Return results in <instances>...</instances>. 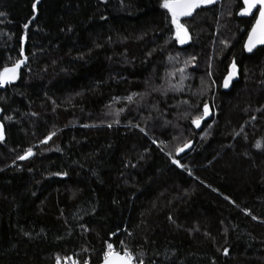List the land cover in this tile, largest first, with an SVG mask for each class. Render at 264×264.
Returning <instances> with one entry per match:
<instances>
[{"label":"trees","instance_id":"trees-1","mask_svg":"<svg viewBox=\"0 0 264 264\" xmlns=\"http://www.w3.org/2000/svg\"><path fill=\"white\" fill-rule=\"evenodd\" d=\"M162 2L0 0V72L24 62L0 88V264H100L109 243L137 264H264L255 18L241 0L202 7L181 47ZM211 58L216 119L197 85Z\"/></svg>","mask_w":264,"mask_h":264},{"label":"snow or ice","instance_id":"snow-or-ice-1","mask_svg":"<svg viewBox=\"0 0 264 264\" xmlns=\"http://www.w3.org/2000/svg\"><path fill=\"white\" fill-rule=\"evenodd\" d=\"M216 0H163L162 7L165 8L168 13L171 14L172 23L176 26L177 36L176 38L181 42L185 43L189 39L188 31L182 25L180 21V17L183 16H191L193 12L202 6H207L215 3ZM40 4V0H35V4H33V10L36 9V5ZM246 9L241 12V15H251L252 10L259 6V18L256 19L255 26L252 29V33L248 38V44L246 45L248 51H252V49L256 46V44H264V0H245ZM35 19V16L32 18ZM28 25H25V29H27ZM25 39L27 37L25 36ZM23 61L16 62L12 67H5L2 72H0V87L5 86L14 82L19 77V69L21 68ZM182 71V70H181ZM236 65L233 63L232 72L229 74L228 78L225 80V87L229 86L230 81L236 74ZM131 99V98H129ZM209 114V108L207 105L204 107V115L207 116ZM202 118H198L193 121V123L199 127ZM54 135V134H53ZM52 137L49 136L50 140ZM3 139V128L0 126V140ZM47 141H45L46 143ZM186 147H191V145H186ZM259 148L260 145L258 144ZM180 151H184L183 148ZM31 149H28L26 156H21L20 159H27L28 156L33 155ZM174 164H178L179 162L173 160ZM255 219V217H253ZM108 252L104 256L105 264H133L134 257L130 252H125L124 255L116 252L111 243L107 245ZM227 255V252H225ZM59 264V261H58ZM73 264H76L73 261Z\"/></svg>","mask_w":264,"mask_h":264},{"label":"water","instance_id":"water-1","mask_svg":"<svg viewBox=\"0 0 264 264\" xmlns=\"http://www.w3.org/2000/svg\"><path fill=\"white\" fill-rule=\"evenodd\" d=\"M216 2H217V0H216ZM241 2H242V5H243V8H242V10H241L240 13H239V18H242V19H251V18L255 17V22H254V24H253L251 30L249 31L248 36H247V38H246V41H245V43H244V51H245L246 55H247V56H251V55H253L258 49L264 47V44H256V46L252 49L251 52L248 51V49H247V47H246V45L248 44V38H249V36H250L251 33H252V29H253V27L255 26L256 19L259 18V6H257V8H255V9L252 10V14H251V15H241V12L245 11V9H246V7H247L246 4H245V0H241ZM202 7H204V6H202ZM202 7H200V8H202ZM200 8H197V9L193 12V14H192L191 16H183V17H180V20H184V19H187V18L192 17V16H193V15H194V14H195ZM170 15H171V14H170ZM177 40H178V39H177ZM178 43H179V45H180L181 47H185V46H187V45L189 44V39H188L185 43H181V42L178 40ZM231 72H232V68H231L230 73H231ZM228 76H229V75H228ZM228 76H227V78H228ZM227 78H226V79H227ZM226 79H225V80H226ZM238 79H239V75H238V71H236V74H235V76L233 77V79L230 81L228 87H225V86H224V85H225V81H224V84H223V88H224V90H225V91H230V90L232 89V85H233V83H235ZM0 88H2V87H0ZM1 116H2V113H1V110H0V126H2V128H3V139H4V138H5V127H4V124L2 123ZM208 116H209V114H208ZM118 253H120V252H118ZM120 254H121V255H124V254H122V253H120ZM100 264H105V261H103V262L100 263ZM133 264H134V263H133Z\"/></svg>","mask_w":264,"mask_h":264},{"label":"rangeland","instance_id":"rangeland-1","mask_svg":"<svg viewBox=\"0 0 264 264\" xmlns=\"http://www.w3.org/2000/svg\"><path fill=\"white\" fill-rule=\"evenodd\" d=\"M215 3H217V4H220V6L222 5V3H223V0H217V2H215ZM215 3H213V4H215ZM222 7V6H221ZM221 7L219 8V11H221ZM184 20H180L179 22L182 24V25H184V27L187 29V31H188V35H189V43H190V40H191V36H190V34H189V30H188V28H187V26L184 24V22H183ZM175 35L177 36V29H176V26H175ZM177 39V38H176ZM178 41V40H177ZM214 57H215V55H214ZM211 61H213V58H211L210 59V65H209V70H208V73H207V76L205 77V76H203V75H198L197 77H198V80H197V82L199 83V84H197V85H199L201 88H208V85H211L212 86V88H213V96H212V106H210V105H207L208 106V108H209V116H207V118H210V117H214L215 119H216V115H217V109H216V107L213 105L214 104V102H215V97H216V88H217V84L215 83V81H214V74H213V72H212V68H211V64H212V62ZM181 74V73H180ZM187 76L188 77H190L191 75L190 74H186V78H187ZM178 79H179V82L180 81H182L183 80V78H182V76L180 75L178 78H177V80H176V85L179 83V82H177L178 81ZM18 79H16L14 82H16ZM14 82H12V83H14ZM209 83V84H208ZM210 87V86H209ZM205 94V93H204ZM203 94V95H204ZM214 119V120H215ZM115 250V249H114ZM116 251V250H115Z\"/></svg>","mask_w":264,"mask_h":264},{"label":"built area","instance_id":"built-area-1","mask_svg":"<svg viewBox=\"0 0 264 264\" xmlns=\"http://www.w3.org/2000/svg\"><path fill=\"white\" fill-rule=\"evenodd\" d=\"M107 252H108V249H107ZM133 257H134L133 263H136V257L134 255ZM58 261H59V264H73V261H75L76 264H91V260L89 257L82 259L77 255H73V256H70L64 259H58L55 264H58Z\"/></svg>","mask_w":264,"mask_h":264},{"label":"flooded vegetation","instance_id":"flooded-vegetation-1","mask_svg":"<svg viewBox=\"0 0 264 264\" xmlns=\"http://www.w3.org/2000/svg\"><path fill=\"white\" fill-rule=\"evenodd\" d=\"M211 5H212V4H211ZM211 5H207V6H204V7L207 8V7H210ZM241 10H242V9H241ZM253 18H255V17H253ZM253 18H252V19H253Z\"/></svg>","mask_w":264,"mask_h":264},{"label":"bare ground","instance_id":"bare-ground-1","mask_svg":"<svg viewBox=\"0 0 264 264\" xmlns=\"http://www.w3.org/2000/svg\"><path fill=\"white\" fill-rule=\"evenodd\" d=\"M3 123V122H2ZM5 127V126H4Z\"/></svg>","mask_w":264,"mask_h":264}]
</instances>
